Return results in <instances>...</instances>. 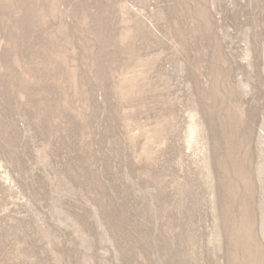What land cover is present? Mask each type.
Instances as JSON below:
<instances>
[{"label": "rangeland", "instance_id": "374dc122", "mask_svg": "<svg viewBox=\"0 0 264 264\" xmlns=\"http://www.w3.org/2000/svg\"><path fill=\"white\" fill-rule=\"evenodd\" d=\"M0 264H264V0H0Z\"/></svg>", "mask_w": 264, "mask_h": 264}]
</instances>
